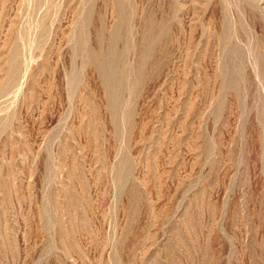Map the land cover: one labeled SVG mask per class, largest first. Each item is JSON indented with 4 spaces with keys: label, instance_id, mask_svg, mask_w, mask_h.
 I'll use <instances>...</instances> for the list:
<instances>
[{
    "label": "rangeland",
    "instance_id": "374dc122",
    "mask_svg": "<svg viewBox=\"0 0 264 264\" xmlns=\"http://www.w3.org/2000/svg\"><path fill=\"white\" fill-rule=\"evenodd\" d=\"M0 264H264V0H0Z\"/></svg>",
    "mask_w": 264,
    "mask_h": 264
}]
</instances>
